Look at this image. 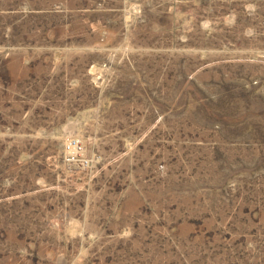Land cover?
<instances>
[{
	"label": "rangeland",
	"instance_id": "obj_1",
	"mask_svg": "<svg viewBox=\"0 0 264 264\" xmlns=\"http://www.w3.org/2000/svg\"><path fill=\"white\" fill-rule=\"evenodd\" d=\"M0 264H264V0H0Z\"/></svg>",
	"mask_w": 264,
	"mask_h": 264
}]
</instances>
